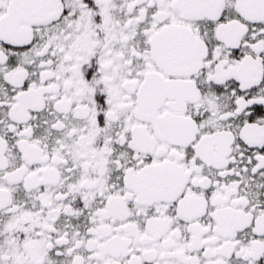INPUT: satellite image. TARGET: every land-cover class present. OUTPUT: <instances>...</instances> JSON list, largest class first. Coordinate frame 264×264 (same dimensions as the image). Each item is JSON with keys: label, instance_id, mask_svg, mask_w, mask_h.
Returning a JSON list of instances; mask_svg holds the SVG:
<instances>
[{"label": "snow or ice", "instance_id": "6c2138e0", "mask_svg": "<svg viewBox=\"0 0 264 264\" xmlns=\"http://www.w3.org/2000/svg\"><path fill=\"white\" fill-rule=\"evenodd\" d=\"M0 264H264V0H0Z\"/></svg>", "mask_w": 264, "mask_h": 264}]
</instances>
